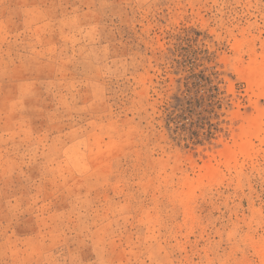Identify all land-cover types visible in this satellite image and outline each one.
<instances>
[{
  "label": "rangeland",
  "instance_id": "obj_1",
  "mask_svg": "<svg viewBox=\"0 0 264 264\" xmlns=\"http://www.w3.org/2000/svg\"><path fill=\"white\" fill-rule=\"evenodd\" d=\"M0 264H264V0H0Z\"/></svg>",
  "mask_w": 264,
  "mask_h": 264
}]
</instances>
